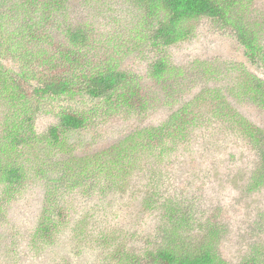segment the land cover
Instances as JSON below:
<instances>
[{
  "label": "trees",
  "instance_id": "trees-1",
  "mask_svg": "<svg viewBox=\"0 0 264 264\" xmlns=\"http://www.w3.org/2000/svg\"><path fill=\"white\" fill-rule=\"evenodd\" d=\"M67 1L0 0V208L27 181V170L19 161L21 151L36 144L35 140L48 146L44 156L34 162V175L42 179L46 193L30 245L50 243L65 225V191L80 185L81 179L89 184L85 191L117 189L130 171L143 170L144 158L154 165L168 150L189 142L193 131L208 121L196 108L199 100L213 116L239 124L257 150L259 176L264 180V126L246 121L222 101L226 96L214 87L184 100L162 122L137 128L115 143L78 155L69 134L86 131L93 118L103 117L106 111H120L123 117L144 114L156 98L143 91L139 74L122 66L119 55L129 48L122 44L124 38L115 34L97 38L89 21L67 17ZM127 1L136 9L128 22L129 35L143 37L159 54L147 74L167 92L178 89V80L183 78L182 68L166 59L164 50L189 38L194 21L201 18L227 28L249 64L264 66L259 34L264 24L257 16L246 14L247 0ZM192 67L217 73L220 68L199 59ZM235 68L238 74L230 81L233 96L246 97L264 109V79ZM235 68L226 71L233 73ZM77 97L89 100L88 109L69 105ZM43 112H52L57 120L36 137L32 126L36 115ZM51 170L55 174H49ZM148 173L141 201L147 207L158 203L162 223L153 228L148 245L140 251L119 246L106 260L114 264H228L219 255L218 222L197 220L184 199H162L154 185L160 177L149 170L142 174ZM242 264H264V254Z\"/></svg>",
  "mask_w": 264,
  "mask_h": 264
},
{
  "label": "rangeland",
  "instance_id": "rangeland-1",
  "mask_svg": "<svg viewBox=\"0 0 264 264\" xmlns=\"http://www.w3.org/2000/svg\"><path fill=\"white\" fill-rule=\"evenodd\" d=\"M247 2L246 14L257 16L259 23L262 20L264 24V0ZM66 6L67 17L89 21L97 38L104 40L108 34L124 38L122 44L129 48L119 55L122 66L139 74L143 91L156 98L144 114L123 117L120 111H106L103 117L93 118L86 131L69 134L68 139L75 143L78 155L115 143L137 128L162 122L184 100L203 88H219L226 96L221 97L222 101L246 121L264 126V109L246 97L233 96L230 85L238 74L235 66L239 72L241 69L254 72L263 79L264 66L260 62L249 64L227 28L201 18L194 21L189 38L165 48L166 59L182 68L183 78L181 82L178 80V89L167 92L147 74L151 61L159 54L148 46L142 35L139 34L142 38L129 35L128 22L136 9L127 0H69ZM259 34L264 47V26ZM195 59L220 67L219 72L192 67ZM232 67L236 71H226ZM203 103L199 100L196 108L208 121L193 131L189 142L179 143L176 150H168L154 165L144 158L143 170L130 171L117 189L85 191L89 184L83 179L80 185L66 189L68 221L50 243L37 246L29 242L46 191L42 179L34 175V162L44 156L48 146L35 140L36 144L23 149L19 161L27 170V181L0 208V264H114L106 258L116 247L140 251L148 245L153 228L162 223L158 203L151 202L153 205L147 207L141 201L150 176L142 173L148 170L160 177L154 185L158 186L162 199H184L190 203L197 220L218 222L221 227L219 255L225 262L242 264L249 257L264 254V180L259 176L261 165L257 150L241 133L239 124L213 116ZM69 105L88 109L91 103L77 97ZM56 120L52 112L36 115L32 126L35 136H42ZM49 174L55 172L51 170ZM80 218L84 219L79 221ZM194 232H189L190 239Z\"/></svg>",
  "mask_w": 264,
  "mask_h": 264
}]
</instances>
